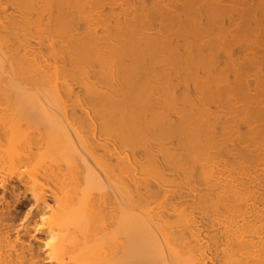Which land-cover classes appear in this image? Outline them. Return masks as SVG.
I'll return each mask as SVG.
<instances>
[{
    "label": "bare ground",
    "instance_id": "bare-ground-1",
    "mask_svg": "<svg viewBox=\"0 0 264 264\" xmlns=\"http://www.w3.org/2000/svg\"><path fill=\"white\" fill-rule=\"evenodd\" d=\"M0 264H264V0H0Z\"/></svg>",
    "mask_w": 264,
    "mask_h": 264
},
{
    "label": "rangeland",
    "instance_id": "rangeland-1",
    "mask_svg": "<svg viewBox=\"0 0 264 264\" xmlns=\"http://www.w3.org/2000/svg\"><path fill=\"white\" fill-rule=\"evenodd\" d=\"M28 207H29V204L24 203V205H22V207H21V212L25 214L28 211Z\"/></svg>",
    "mask_w": 264,
    "mask_h": 264
}]
</instances>
